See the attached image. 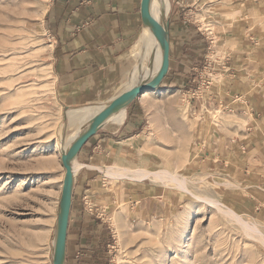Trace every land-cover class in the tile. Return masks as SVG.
I'll list each match as a JSON object with an SVG mask.
<instances>
[{
	"label": "rangeland",
	"instance_id": "1",
	"mask_svg": "<svg viewBox=\"0 0 264 264\" xmlns=\"http://www.w3.org/2000/svg\"><path fill=\"white\" fill-rule=\"evenodd\" d=\"M235 1H219L222 9L217 12L207 5L203 11L208 15L200 12L196 18L203 21V29L215 33L220 27L210 21H236ZM50 3L0 0V264H54L65 174L61 156L86 128L76 132L70 126L67 111L72 109L63 107L55 94L54 39L45 22ZM162 3L161 18L166 23ZM250 21L254 30L264 28V17L253 16ZM218 54L224 52L214 44L210 57ZM147 70L139 77L146 76ZM209 71L214 69L207 68L203 79ZM197 85L189 92L174 91L172 105L162 98L172 118L165 128V121L149 114L147 141L130 166L148 171L166 168L178 174L190 191L167 178L145 179L162 188L186 191V199L157 216L130 218L127 204L103 216L112 227V234L104 230L101 234L104 264H264V215L233 201L225 189L232 186L228 174L199 166L200 157L193 160L200 119L231 139L244 129L245 116L224 112L203 100L202 94L193 96ZM88 206L95 210L92 201Z\"/></svg>",
	"mask_w": 264,
	"mask_h": 264
},
{
	"label": "crops",
	"instance_id": "2",
	"mask_svg": "<svg viewBox=\"0 0 264 264\" xmlns=\"http://www.w3.org/2000/svg\"><path fill=\"white\" fill-rule=\"evenodd\" d=\"M170 1L165 23L170 43L166 76L157 89L125 106L123 122L105 121L76 156L80 168L73 181L64 264H104L101 234L103 230L112 234V227L103 216L122 204H127L130 218L138 219L142 214L157 216L186 199V191L159 187L128 171L147 141L149 114L165 121L167 128L172 112L162 98L172 105L174 91L189 92L207 68L214 71L208 73L210 85L202 92L203 100L245 116L246 125L228 139L200 119L193 160L200 157L199 166L228 174L232 186L225 189L233 201L264 215V28L254 30L250 21L253 16L264 17V0H236V21H210L220 27L215 33L203 29L196 16L208 15L203 11L207 5L213 12L221 11V0ZM45 22L53 33L52 69L61 105L76 109L111 103L135 65L130 55L145 26L142 0H51ZM214 44L224 55L210 57ZM150 127L154 129L153 120ZM89 201L95 210L89 208Z\"/></svg>",
	"mask_w": 264,
	"mask_h": 264
},
{
	"label": "bare ground",
	"instance_id": "3",
	"mask_svg": "<svg viewBox=\"0 0 264 264\" xmlns=\"http://www.w3.org/2000/svg\"><path fill=\"white\" fill-rule=\"evenodd\" d=\"M162 2H164V4H165L164 6L166 8V14H167V12L169 11V8H170L169 0H151L150 10H151V14L154 17H156L157 19H159L163 25H165V23L162 21L163 19L161 18L162 4H163ZM144 25L145 26H144V29H143L140 37L138 38L137 42L135 43L133 49L131 50L130 56L135 61V66L133 67L132 70H130L125 75V77L122 81V84H121V88H120L119 92L115 95V97H117L118 95H120L124 91L131 89L135 85H138L144 81H148V80L153 79L160 70V67L162 64V59H163V48L161 46V43L159 42V40L157 39V37L155 36V34L153 32L150 22L145 21ZM147 68L149 70V73L146 76H142L140 78L139 75L142 73V71L144 69L146 70ZM147 93H149V92H147ZM105 107H106V105H96V106L80 107V108L69 110V111H67L68 122H69L71 127L76 129V132H78L81 128L86 126V128L83 130L85 132L86 130H88L90 128L93 118ZM124 117H125V105L123 104V105H120L117 108H115L113 113L109 116V118H107L106 121H107V123H108V120L114 121L116 123H121V122H123ZM84 132L81 131L80 134L77 136V138ZM71 144L68 143L65 146L64 151L66 149L67 150L65 152H63L62 155L68 151ZM78 163L79 162L76 161V158H74L72 160V171H73L74 176L76 175V173L78 172V170L80 168V165H79L80 163L79 164ZM64 169H65V173H66V168L64 167ZM127 170H128V168L126 169V171ZM128 172L129 173L131 172L133 174L132 177L139 178L142 180L145 179L147 176H150V175H152L154 177L156 176L159 178H164V179L167 178L173 182L178 183L182 189L190 191L188 189L184 179H180L178 177V174L172 173L169 169H166V168H162L158 171H148L145 169H135V170L130 169ZM64 176H65V174H64ZM152 176H150V177H152ZM198 199H199V196H198ZM200 199L202 201H207V202H209L213 205H216V206L220 205L219 202L214 201V200H209L208 198H206V199L200 198ZM221 208H220V210H222ZM228 210H230L229 213L236 214L231 209H228ZM236 217H239V216L237 215ZM245 227H247V226H245ZM54 245H55V241H54Z\"/></svg>",
	"mask_w": 264,
	"mask_h": 264
},
{
	"label": "water",
	"instance_id": "4",
	"mask_svg": "<svg viewBox=\"0 0 264 264\" xmlns=\"http://www.w3.org/2000/svg\"><path fill=\"white\" fill-rule=\"evenodd\" d=\"M150 4L151 0H142V17L144 21L150 22L152 30L163 48V59L160 70L153 79L135 85L131 89L124 91L114 98L111 103L93 118L90 128L73 141L68 151L62 155L61 159L63 166L66 168V173L61 192L60 214L58 218L59 225L55 240L54 264H64L65 262L68 225L73 197L74 175L72 171V160L76 158L82 146L96 133L97 129L107 120V118H109L115 108L123 104L126 106L129 102L146 91L157 89L168 72L170 62V43L167 25H163L159 19L151 14Z\"/></svg>",
	"mask_w": 264,
	"mask_h": 264
},
{
	"label": "built area",
	"instance_id": "5",
	"mask_svg": "<svg viewBox=\"0 0 264 264\" xmlns=\"http://www.w3.org/2000/svg\"><path fill=\"white\" fill-rule=\"evenodd\" d=\"M209 78L210 77L208 75L206 76L205 81H203V78H201L200 82L198 83L197 87L193 92V96H199L200 94H202L203 90L208 87V85H210Z\"/></svg>",
	"mask_w": 264,
	"mask_h": 264
}]
</instances>
